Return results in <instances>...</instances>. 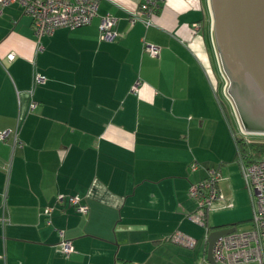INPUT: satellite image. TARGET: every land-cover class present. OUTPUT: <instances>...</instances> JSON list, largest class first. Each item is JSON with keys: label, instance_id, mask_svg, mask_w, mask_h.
Masks as SVG:
<instances>
[{"label": "crops", "instance_id": "crops-1", "mask_svg": "<svg viewBox=\"0 0 264 264\" xmlns=\"http://www.w3.org/2000/svg\"><path fill=\"white\" fill-rule=\"evenodd\" d=\"M155 1L146 27L130 24L141 0H99L91 24L57 29L41 50L23 6L0 13V131H12L0 140V264H171L168 237L197 236L190 187L209 167L222 174L216 206H229L243 172L217 95L209 0ZM107 14L114 41L100 38Z\"/></svg>", "mask_w": 264, "mask_h": 264}, {"label": "built area", "instance_id": "built-area-1", "mask_svg": "<svg viewBox=\"0 0 264 264\" xmlns=\"http://www.w3.org/2000/svg\"><path fill=\"white\" fill-rule=\"evenodd\" d=\"M14 3L23 6L25 11L32 17V25L39 50L42 49L40 45L42 37L50 36L62 27L77 29L87 26L99 16V0H0V13L6 6ZM158 8L159 4L155 0H141L139 9L131 14L130 24L134 25L141 21L146 27H149ZM117 24L118 19L116 17L109 14L102 16L99 25L101 40L114 41L119 35ZM194 29L197 31L199 25L194 24ZM144 50L153 56H157L160 53L158 47L149 44H145ZM14 58V54L9 55L10 60ZM223 76L225 79L224 96L231 104L232 114L239 128L244 134H247L238 112L229 98L227 92L228 81L224 72ZM33 80L35 84L45 83L46 77L35 73ZM34 108L35 103L31 105V109L33 110ZM11 132L10 130L0 131V140H5ZM233 136L234 139L237 138L234 132ZM14 137L16 144L23 147V143L18 139L17 131H14ZM245 141L250 142L246 139ZM239 163L253 199L252 228L247 231L236 230L219 238L212 248L214 264H264V157L253 162H246L241 159ZM191 167L193 170H197L200 166L194 162ZM205 170L206 176L202 180L193 183L190 187V196L196 202L197 207L189 215V218L194 223L207 228L209 212L215 209L218 202L224 201V196L219 190V181L222 179L220 169L209 167ZM57 200L58 202L68 201L79 213L88 211L87 205L83 204L77 195H59ZM51 210L52 207H47L44 209L43 214L50 215ZM60 234L62 240L59 244V250L64 255H70L74 252L72 242L65 238L63 232H60ZM207 237L208 233L206 234V239ZM168 239L187 248H194L197 245L196 239L182 232H175ZM194 264H213L207 257V245L202 259Z\"/></svg>", "mask_w": 264, "mask_h": 264}, {"label": "water", "instance_id": "water-1", "mask_svg": "<svg viewBox=\"0 0 264 264\" xmlns=\"http://www.w3.org/2000/svg\"><path fill=\"white\" fill-rule=\"evenodd\" d=\"M213 33L220 63L245 132L264 136V0H209ZM230 227L208 234L207 257L215 263L212 248Z\"/></svg>", "mask_w": 264, "mask_h": 264}, {"label": "rangeland", "instance_id": "rangeland-1", "mask_svg": "<svg viewBox=\"0 0 264 264\" xmlns=\"http://www.w3.org/2000/svg\"><path fill=\"white\" fill-rule=\"evenodd\" d=\"M214 68H215V76L219 84L217 95L219 97L220 103L222 104L224 115H225L224 117L227 120L228 130L230 132V135L233 141H235L234 136H233V132H234V134H236L237 137L244 138L250 141L251 143L252 142H264L263 135L244 134L242 130L239 128L236 122V119L234 118L232 111L229 107L230 102L224 96L225 94L223 90H224V85H225V79L223 78L224 81L222 83V80L220 79L218 75V71L216 67ZM221 85H222V88H221ZM221 90H222L225 100L223 99V96L221 95ZM231 103L234 105L232 100H231ZM235 143L236 141L234 142V144ZM251 150H252L251 147H249V152H251ZM236 155H237V149H236V144H235V151L233 153V158L236 157ZM240 177H241L240 181H238L239 185L238 187H236L237 188L236 192L232 191V193L228 195V197L230 198L229 204H232V205L226 206L224 209L220 208V206H216L215 209L209 212L208 225L210 227H219V226L226 225V224H234L236 226L237 231H247L252 228V217H253V211H254V204H253L252 196L246 185V181L244 177L241 176V174H240ZM195 205H196V202H195ZM193 228L195 229L196 234H197V236L194 238L198 239V243L196 247L187 248L179 244H176L174 242H171V264H192L200 260L202 252H203V247L205 246V241H206V227H200L198 225L197 226L193 225Z\"/></svg>", "mask_w": 264, "mask_h": 264}, {"label": "trees", "instance_id": "trees-1", "mask_svg": "<svg viewBox=\"0 0 264 264\" xmlns=\"http://www.w3.org/2000/svg\"><path fill=\"white\" fill-rule=\"evenodd\" d=\"M158 2V1H156ZM237 145V155L236 160L244 159L246 162H253L258 160L259 158L264 157V142H246L244 138L237 137L235 139ZM249 147H251V152H249ZM208 218H207V233L209 234L214 229L222 228V227H230V224L222 225L219 227H210L208 225ZM119 264H131L129 261H121Z\"/></svg>", "mask_w": 264, "mask_h": 264}]
</instances>
